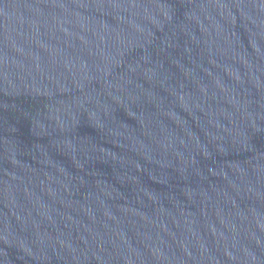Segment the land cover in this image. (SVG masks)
Wrapping results in <instances>:
<instances>
[{
	"label": "water",
	"instance_id": "95a60500",
	"mask_svg": "<svg viewBox=\"0 0 264 264\" xmlns=\"http://www.w3.org/2000/svg\"><path fill=\"white\" fill-rule=\"evenodd\" d=\"M0 264H264V0H0Z\"/></svg>",
	"mask_w": 264,
	"mask_h": 264
}]
</instances>
